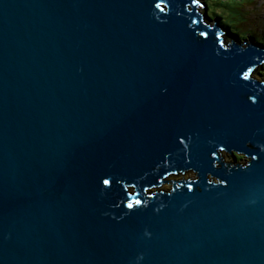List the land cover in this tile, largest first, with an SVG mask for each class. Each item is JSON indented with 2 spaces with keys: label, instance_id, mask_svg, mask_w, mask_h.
Segmentation results:
<instances>
[{
  "label": "water",
  "instance_id": "water-1",
  "mask_svg": "<svg viewBox=\"0 0 264 264\" xmlns=\"http://www.w3.org/2000/svg\"><path fill=\"white\" fill-rule=\"evenodd\" d=\"M158 3L0 0V264H264V45Z\"/></svg>",
  "mask_w": 264,
  "mask_h": 264
},
{
  "label": "rangeland",
  "instance_id": "rangeland-1",
  "mask_svg": "<svg viewBox=\"0 0 264 264\" xmlns=\"http://www.w3.org/2000/svg\"><path fill=\"white\" fill-rule=\"evenodd\" d=\"M202 1H208L212 8L220 7L222 9L221 14L224 17L223 20L227 21L226 23L230 24L231 27L239 29L240 33L247 34L250 31V36L246 35V39L252 37L254 39H250L251 41H257L258 38L264 42V0H199V2ZM227 1L228 3H225ZM228 5L229 7H226ZM199 11L203 14L205 12L204 7H200ZM210 17L211 19L205 17V21L213 23L217 19L214 12L210 14ZM232 39L236 40L237 38H232L227 32L225 36L226 44L231 42ZM240 39L241 41L244 40ZM259 69L260 72H264V68L259 67ZM254 76L264 79V76L258 74L257 70Z\"/></svg>",
  "mask_w": 264,
  "mask_h": 264
},
{
  "label": "clouds",
  "instance_id": "clouds-1",
  "mask_svg": "<svg viewBox=\"0 0 264 264\" xmlns=\"http://www.w3.org/2000/svg\"><path fill=\"white\" fill-rule=\"evenodd\" d=\"M199 4H198V10H199V8L200 7H204V9H205V12L202 14V13H200V11H198L200 14H202V16H203V20L205 21V17H208V18H210L211 19V17H210V14H212L213 12L212 11H209V4H208V1H202V2H198ZM246 4V3H245ZM221 13V12H220ZM216 14V13H215ZM217 15V19H216V22H218L219 21V23H223V21L221 20V19H223L221 16L222 15H220V16H218V14H216ZM205 16V17H204ZM206 23H208V24H210L211 26H213L214 25V22H215V20H214V22L213 23H211V22H207V21H205ZM224 26H226V25H224ZM218 27H219V25H218ZM227 27V26H226ZM226 30H228L229 32V35L231 34L230 33V30H229V28L227 27V29ZM243 35H246L245 33H242ZM225 36H226V34L225 35H223V36H221V37H224V40H225ZM231 36V35H230ZM247 36H250V34L249 33H247ZM247 36H245V39L244 40H242L241 41V37L240 38H238V37H236L237 39L235 40V41H237V42H251V40H252V38L251 37H249V39H246V37ZM232 38H235V37H232ZM243 39V38H242ZM251 39V40H250ZM257 41H253V42H255V43H259V44H262V45H264V42H260L259 40L260 39H256ZM234 40L232 39V41L231 42H233ZM262 41V40H261ZM231 42H228L227 44H229V43H231ZM260 68H264V61H263V63L261 64V66H259ZM260 69H258L257 70V73L258 74H262L263 76H264V72H260L259 71Z\"/></svg>",
  "mask_w": 264,
  "mask_h": 264
},
{
  "label": "trees",
  "instance_id": "trees-1",
  "mask_svg": "<svg viewBox=\"0 0 264 264\" xmlns=\"http://www.w3.org/2000/svg\"><path fill=\"white\" fill-rule=\"evenodd\" d=\"M225 3H228V1L225 2ZM226 7H229V5L226 6ZM214 9H215V8H212L211 5L209 6V11H213L214 13H216ZM218 12L220 13L221 11L218 10ZM220 14H221V13H220ZM221 15H222V14H221ZM221 17L224 18L223 15H222ZM222 21H223V24L226 25V26L229 28L230 33H231L234 37H238V38L241 37V38L245 39V36H246L247 34H246V35H243L242 33L239 32V29H237V28H235V27H234V28L231 27L230 24L226 23L227 21H225V20H223V19H222ZM248 33L250 34L251 32L249 31ZM231 34H230V35H231ZM259 41H260V42H263V41H261V40H259Z\"/></svg>",
  "mask_w": 264,
  "mask_h": 264
},
{
  "label": "snow or ice",
  "instance_id": "snow-or-ice-1",
  "mask_svg": "<svg viewBox=\"0 0 264 264\" xmlns=\"http://www.w3.org/2000/svg\"><path fill=\"white\" fill-rule=\"evenodd\" d=\"M164 2H165V0H160V3H158L157 5H156V7L157 8H160L161 6H162V4H164ZM192 3H198V0H192ZM105 184H108L109 183V181H105L104 182ZM192 187V185H189V188H191ZM142 203V201H139V200H137V201H135V204L136 205H139V204H141ZM128 207H130V208H132L133 207V204H129L128 205Z\"/></svg>",
  "mask_w": 264,
  "mask_h": 264
},
{
  "label": "bare ground",
  "instance_id": "bare-ground-1",
  "mask_svg": "<svg viewBox=\"0 0 264 264\" xmlns=\"http://www.w3.org/2000/svg\"><path fill=\"white\" fill-rule=\"evenodd\" d=\"M198 7H199V6H197V8H198ZM214 10H215L216 14H218V16L221 15V14L218 12V10L222 11V9H221L220 7H217V8H215ZM233 17H234V16H233ZM231 36L234 37L232 34H231ZM251 38H252V37H251ZM252 39H254V38H252Z\"/></svg>",
  "mask_w": 264,
  "mask_h": 264
}]
</instances>
